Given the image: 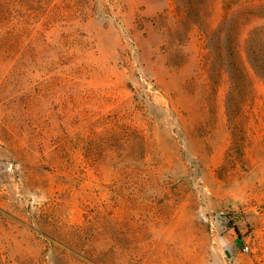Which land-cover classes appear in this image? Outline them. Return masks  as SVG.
Returning <instances> with one entry per match:
<instances>
[{
    "label": "rangeland",
    "instance_id": "rangeland-1",
    "mask_svg": "<svg viewBox=\"0 0 264 264\" xmlns=\"http://www.w3.org/2000/svg\"><path fill=\"white\" fill-rule=\"evenodd\" d=\"M188 1L0 0V264H264L260 1Z\"/></svg>",
    "mask_w": 264,
    "mask_h": 264
},
{
    "label": "trees",
    "instance_id": "trees-1",
    "mask_svg": "<svg viewBox=\"0 0 264 264\" xmlns=\"http://www.w3.org/2000/svg\"><path fill=\"white\" fill-rule=\"evenodd\" d=\"M191 1L192 0L188 1L189 9L196 13V11H198L199 3ZM259 1L260 4L258 7L247 10L246 14L247 16H256L264 21V0ZM238 24L239 18H232L228 28L225 29V26L220 27L215 39L209 43V48L215 55L216 63L221 67L225 66L226 73L231 82V91L227 96L226 109L234 128H238L239 122H237V117L242 112V106L239 99L246 96L249 83L246 69L238 54V45L235 36ZM260 29L264 35V25H262ZM248 58L255 73L264 80V52L259 55L255 50L253 51V49H250Z\"/></svg>",
    "mask_w": 264,
    "mask_h": 264
}]
</instances>
